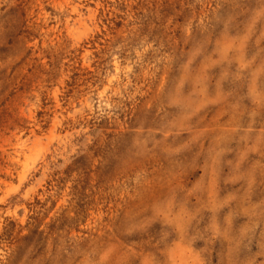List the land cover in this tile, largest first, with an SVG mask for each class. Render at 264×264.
<instances>
[{
	"label": "rangeland",
	"instance_id": "rangeland-1",
	"mask_svg": "<svg viewBox=\"0 0 264 264\" xmlns=\"http://www.w3.org/2000/svg\"><path fill=\"white\" fill-rule=\"evenodd\" d=\"M0 264H264V0H0Z\"/></svg>",
	"mask_w": 264,
	"mask_h": 264
}]
</instances>
